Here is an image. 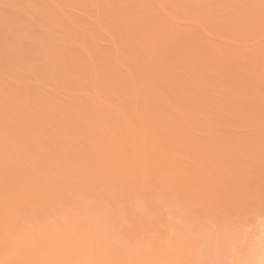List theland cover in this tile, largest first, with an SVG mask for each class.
I'll use <instances>...</instances> for the list:
<instances>
[{
	"label": "bare ground",
	"instance_id": "1",
	"mask_svg": "<svg viewBox=\"0 0 264 264\" xmlns=\"http://www.w3.org/2000/svg\"><path fill=\"white\" fill-rule=\"evenodd\" d=\"M262 175L264 0H0V264L221 253Z\"/></svg>",
	"mask_w": 264,
	"mask_h": 264
},
{
	"label": "rangeland",
	"instance_id": "2",
	"mask_svg": "<svg viewBox=\"0 0 264 264\" xmlns=\"http://www.w3.org/2000/svg\"><path fill=\"white\" fill-rule=\"evenodd\" d=\"M261 178H263L262 180H258V182H257V184H254V185H252V186H250V189H253V191L251 192L252 194H251V196H252V198L254 199V200H257V201H253L251 204H259V205H252L253 206V208L251 209V205H247V207H245V206H243L242 208H244V210H242V208H241V210H239L240 209V207H237V208H235V209H237V214H239V212H240V216L238 217L237 215H236V212H235V210L232 208V207H227V209H228V212H230V213H228L229 215V217H231V215H232V212H235V214L233 213V216H234V218H235V221L237 222V217H238V220L242 223H240L242 226L240 227V225H239V222L236 224V225H239V227H236V228H234L233 227V231L234 230H236V231H234L233 232V234L234 233H236V232H238V233H236L237 235H235L236 237H232V238H228V241L226 242L227 244H229L228 246H223V249H222V251H221V253H216V252H214V253H211V254H209V252H210V248H211V246H210V243L208 242V237H209V235H208V237H206V238H208V239H205L204 240V242H201L200 243V246H197L198 244H196V241L194 240V244L196 245V247H189L188 246V243H189V245H192V246H194V244H190V243H192V242H190L191 241V239H190V237H188L187 236V238L186 237H184V238H186V241L185 240H183L182 239V243L180 242H178L179 244H177L178 245V248H173V246H174V243L172 244V246H171V244L170 245H168L167 246V248L168 247H170L169 249H168V251H172V255L170 254V252H169V254L168 255H171V256H173L174 254H176L177 253V256L179 255H181L180 257L184 260H180L181 258H179V261H183V262H181V263H179V264H189V262H190V264H257L258 262H260V261H263L262 263L264 264V256H263V254H264V249L263 250H261V254H260V249H262V246L264 247V195H262V194H264V187L262 186V185H264V175H262V177ZM260 184V185H259ZM256 186L258 187V188H256ZM251 187H253V188H251ZM259 188H261L260 190H259ZM259 190L260 192V194H257L258 192H257V190ZM261 190H262V192H261ZM255 191V192H254ZM228 192V191H227ZM255 194V195H254ZM257 194V195H256ZM256 196V197H255ZM257 196L259 197L260 196V198H261V196H263L262 198V200L260 199V203H259V198H257ZM263 202V203H262ZM170 204H171V202H170ZM182 204H184L183 202H182ZM206 206H207V204L206 205H196V207L197 208H199V207H201V209H197V210H199V212H196V209L195 210H192L193 209V207L195 208V204L194 205H192L191 207H190V209L193 211V212H195L193 215H194V217H196L195 215L198 213H200V211L201 210H203L204 208L207 210L208 209V206H207V208H206ZM249 207V208H248ZM232 208V209H231ZM247 208V209H246ZM226 209V208H225ZM226 209V210H227ZM250 209V210H249ZM190 210V211H191ZM248 210H249V212H248ZM191 211V213H193ZM173 212V211H172ZM203 212H205V210H203V211H201V213H202V215H200V216H202L201 218L200 217H198V215H197V217H198V219L200 218V219H202L203 221H200V220H198V221H200V223L201 222H203V223H206V226L208 225H210V226H213V224H211V223H209V222H211L212 221V219L213 220H215L214 219V215L215 214H211L210 215V213L212 212H214V213H216L217 214V212H215L214 210H210V208H209V211L207 210L206 212H205V214L203 213ZM245 212V213H244ZM248 212V213H247ZM190 213V214H191ZM208 213V214H207ZM222 216H220V215H218L217 217H218V221L216 220L215 222H219L220 221V219H221V222L223 221L222 219H224V215H225V213H223V214H221ZM163 217H164V214L162 215ZM162 216H160L161 218H162ZM192 216V215H191ZM227 215L225 216V217H227L228 219H229V217H228ZM232 216V217H233ZM237 216V217H236ZM159 217V218H160ZM215 217H216V215H215ZM165 218V217H164ZM164 218H163V221H165L166 219H168V216L166 215V218H165V220H164ZM210 220V221H206V220ZM226 219V218H225ZM227 219V220H228ZM233 219V218H232ZM159 220V219H158ZM160 220H162V219H160ZM160 220H159V222L158 223H160ZM162 221V222H163ZM166 221H168V220H166ZM197 220H196V218L194 219V221H193V219H191L190 220V222L193 224V226L191 225V223H190V225H189V223H188V227L190 226V228L191 229H193L195 226H196V228H198L197 226V224H199V223H197L198 222ZM206 221V222H205ZM229 221H232L231 220V218H230V220ZM234 221V220H233ZM161 222V223H162ZM194 222V223H193ZM224 222L226 223V225L229 227L228 229H229V231H231L230 230V225H228L227 224V222H226V220H224ZM167 223V222H166ZM207 223H209V224H207ZM229 223H231V222H229ZM202 224V223H201ZM217 223H215V225H216ZM221 224H224V223H221ZM232 224H234L235 225V222L234 223H232ZM160 225H162V224H157V226L158 227H160ZM195 225V226H194ZM218 225H219V223H218ZM226 225H224V227L226 226ZM166 226H167V224H166ZM192 226V227H191ZM199 226H200V224H199ZM201 226H203V225H201ZM209 226V227H210ZM221 226V225H220ZM169 227H172V226H169ZM215 226H213V228H214ZM216 227H217V225H216ZM215 227V228H216ZM161 228H162V226H161ZM163 228H164V225H163ZM190 228H188V229H190ZM198 229H200V228H198ZM198 229H196V232H198L197 230ZM232 229V228H231ZM163 230H165V237L167 238V237H169L170 235H171V233H173V230H172V228H171V230L167 233L166 232V227H165V229H163ZM195 230V229H194ZM174 231H175V229H174ZM188 238L190 239L189 241H188ZM192 238V237H191ZM193 239V238H192ZM181 240V239H180ZM260 240V241H259ZM172 242H174L173 240H171ZM263 242V244H261ZM185 243H187L186 244V248L182 245V244H184L185 245ZM203 243V244H202ZM206 243V244H205ZM209 243V244H208ZM84 244V240L81 238V239H79V245H83ZM175 244H176V241H175ZM208 244V245H207ZM113 247H115L114 249H116V246H114V244H111ZM177 245H175L176 247H177ZM61 248L62 249H64L65 250V246L61 243ZM179 248H181V249H183L182 250V253H180V254H178L179 252H180V250H178ZM190 248V249H189ZM203 249V251H201L202 249ZM118 249V248H117ZM116 249V250H117ZM207 249V250H206ZM174 250H175V252H174ZM178 251V252H177ZM185 251V252H184ZM189 251V252H188ZM198 251H199V253H198ZM206 251V252H205ZM184 252V253H183ZM203 252H204V255H203V257L204 258H202V254H203ZM192 253H194V254H192ZM195 253H197V254H195ZM205 253H207V254H205ZM198 254H199V256H198ZM219 254V255H218ZM208 255H210V256H208ZM257 255V256H256ZM166 257V259L165 260H167V261H165L164 260V262H166V263H161V264H171L170 262H172V264H178V260H176V255H174L175 256V260L173 261V259H174V256H173V258L172 257ZM190 256V257H189ZM191 256H193V257H191ZM219 256V257H218ZM106 257V256H105ZM118 257H120V258H118ZM188 257V258H187ZM216 257V258H215ZM262 257V258H261ZM104 258V257H103ZM107 258L108 257H106L105 259H106V261L105 260H103V262L105 261L106 263H108V262H110L111 261V258H109V260L110 261H108L107 260ZM116 258V257H115ZM115 258H113L112 259V261L114 262V259ZM117 258H118V261H119V263H118V261H115L113 264H115L116 262L118 263V264H121V262H125V258L122 256V255H120V254H117ZM169 258H172V259H169ZM196 258H197V261H196ZM213 258V259H212ZM258 258V259H257ZM169 259V260H168ZM195 259V260H194ZM199 259V260H198ZM204 259V260H203ZM214 260L215 259V261H216V263H215V261H212V260ZM217 259V260H216ZM219 259V260H218ZM253 259V260H252ZM259 259H261V260H259ZM120 260H123V261H120ZM202 260V261H201ZM259 260V261H258ZM177 261V262H176ZM196 261V262H195ZM198 261H200V262H198ZM217 261L219 262V263H217ZM253 261V262H252ZM254 261H255V263H254ZM257 261V262H256ZM100 262V264H102L101 263V261H99ZM168 262V263H167ZM184 262H187V263H184ZM209 262V263H208ZM111 263V262H110ZM110 263H108V264H110Z\"/></svg>",
	"mask_w": 264,
	"mask_h": 264
}]
</instances>
